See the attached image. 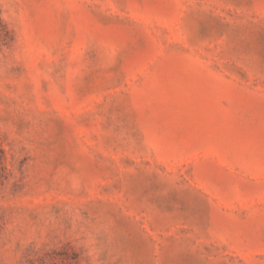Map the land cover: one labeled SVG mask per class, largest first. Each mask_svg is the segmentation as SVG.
Masks as SVG:
<instances>
[{
	"label": "rangeland",
	"instance_id": "rangeland-1",
	"mask_svg": "<svg viewBox=\"0 0 264 264\" xmlns=\"http://www.w3.org/2000/svg\"><path fill=\"white\" fill-rule=\"evenodd\" d=\"M0 264H264V0H0Z\"/></svg>",
	"mask_w": 264,
	"mask_h": 264
}]
</instances>
